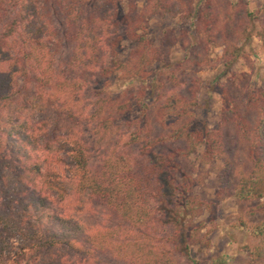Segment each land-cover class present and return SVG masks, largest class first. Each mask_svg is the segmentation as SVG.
<instances>
[{"label": "trees", "instance_id": "16d2710c", "mask_svg": "<svg viewBox=\"0 0 264 264\" xmlns=\"http://www.w3.org/2000/svg\"><path fill=\"white\" fill-rule=\"evenodd\" d=\"M193 1L146 0L142 16L134 0H0V264H227L192 255L209 246L197 222L208 205L182 166L220 161V187L241 211L264 200V91L222 92L219 127L196 130L195 93L160 87L153 109L136 98L143 124L119 132L131 107L99 88L115 73L152 84L147 70L167 47L150 43L144 18H189L200 39L179 38L181 69L211 68L210 46L225 69L242 57L238 43L264 47L249 0ZM123 39L136 47L122 63ZM236 228L257 241L241 248L248 264H264V217Z\"/></svg>", "mask_w": 264, "mask_h": 264}, {"label": "rangeland", "instance_id": "374dc122", "mask_svg": "<svg viewBox=\"0 0 264 264\" xmlns=\"http://www.w3.org/2000/svg\"><path fill=\"white\" fill-rule=\"evenodd\" d=\"M198 2L201 0L193 1L194 5ZM133 3L135 12L143 16L146 0H134ZM249 8L259 11L260 17L264 18V0H249ZM190 22L185 13L144 18L143 24L149 33L150 43L157 48L167 47L166 51H162L160 60L154 62L147 70V80L152 82L147 85L149 89H142L138 81L126 79L121 73H115L99 83L102 97L118 98L120 103H127L131 107V112L121 116L116 122L119 132H123L127 124H143V120H140L141 113L135 104L136 98L141 96L142 102L153 109L160 87L174 88L186 98L195 93L197 105L192 111V124L196 130L203 127L216 130L219 127L222 92L238 101L243 100L250 91H264V47L257 37L238 43L242 57L229 69L223 67L222 49L213 46L202 52L211 68L193 65L191 68L181 69L183 66L179 63L183 53L178 44L179 38L187 35L190 43L200 39L198 33L190 31ZM259 27V24H255L254 30L258 31ZM135 47L133 41L123 39L118 44L113 59L125 62ZM176 121L175 117H167L164 124L171 126ZM151 124L157 128L153 119ZM182 168L193 180V194L208 205V209L203 211L197 222L208 224L206 230L209 232L206 238L209 246H195L192 255L200 261L220 256L227 264H248V258L241 248L254 246L257 241L236 226L241 218L247 224L259 222L264 217V200L250 202L241 211L228 190L220 187V161L201 164L198 157L192 156L183 163ZM206 230L201 231V235H204ZM10 243L16 245L15 240H10Z\"/></svg>", "mask_w": 264, "mask_h": 264}]
</instances>
